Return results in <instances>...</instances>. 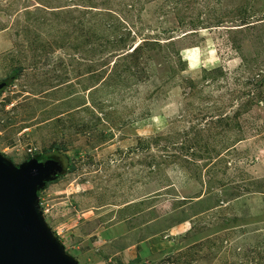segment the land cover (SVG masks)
<instances>
[{
  "label": "rangeland",
  "instance_id": "1",
  "mask_svg": "<svg viewBox=\"0 0 264 264\" xmlns=\"http://www.w3.org/2000/svg\"><path fill=\"white\" fill-rule=\"evenodd\" d=\"M15 67L0 152L73 165L38 199L77 264H264V0H0Z\"/></svg>",
  "mask_w": 264,
  "mask_h": 264
},
{
  "label": "water",
  "instance_id": "2",
  "mask_svg": "<svg viewBox=\"0 0 264 264\" xmlns=\"http://www.w3.org/2000/svg\"><path fill=\"white\" fill-rule=\"evenodd\" d=\"M60 169L54 157L13 163L0 152V264H77L39 206L37 191Z\"/></svg>",
  "mask_w": 264,
  "mask_h": 264
},
{
  "label": "crops",
  "instance_id": "3",
  "mask_svg": "<svg viewBox=\"0 0 264 264\" xmlns=\"http://www.w3.org/2000/svg\"><path fill=\"white\" fill-rule=\"evenodd\" d=\"M190 33H193V32H190ZM186 179V178H185ZM188 181V180H187ZM201 185V184H200ZM200 185H199V187H200ZM174 187V186H173ZM174 190H176L175 189V187H174ZM205 195L206 194H204V191L202 190V191H200V193H198V194H195V195H184V196H182V195H180V196H178V198H175V199H177V201H179L180 202V204L178 205V206H183V205H185V206H190V205H192V204H202L204 201H203V199L205 198ZM211 209H213V208H211V207H209V208H205V210L207 211V210H211ZM203 212H200V214H202ZM195 215H191V217H189V220L190 219H192L193 217H194ZM251 217H254V216H251ZM243 220V219H242ZM248 221H250V219H248ZM244 223H246V222H244ZM192 224V223H191ZM243 224V223H242ZM126 225L128 226V224L126 223ZM226 224H224V223H218V224H214V225H212L210 228H208V229H206V231H212L213 233L214 232H220L221 230H224L223 228H224V226H225ZM126 226V228L127 229H131V227H127ZM111 227H112V224L111 225H109V226H107V227H105V228H102L101 229V231H103V232H108V231H111L110 229H111ZM106 229H109V230H106ZM128 232V231H127ZM127 232H125L124 231V233H122V234H119V235H113L112 237H109L110 239H108V241L109 240H111V239H114V240H117L118 241V239H120L119 241H121V243H122V245H124L125 247H127V245L126 244H128V242L126 243V242H124L123 241V239L124 238H126L127 237V235H126V233ZM203 232H205V231H203ZM123 234H124V236H123ZM201 233L200 232H198L197 231V233L192 237V238H194V237H197V235H200ZM122 235V236H121ZM126 235V236H125ZM119 237H121V238H119ZM198 239V238H197ZM124 240H126V239H124ZM143 242H145V239L143 240ZM142 243V242H141ZM146 243V242H145ZM100 245H102V244H100ZM99 245V247H105L104 245L103 246H100ZM136 245V244H135ZM121 247H123V246H121ZM120 247V248H121ZM128 248V247H127ZM99 249H101V248H99ZM104 249V248H103ZM148 249V248H147ZM149 250V249H148ZM91 252H93V253H96L97 255H99V252H97V248L96 249H94V250H92Z\"/></svg>",
  "mask_w": 264,
  "mask_h": 264
},
{
  "label": "trees",
  "instance_id": "4",
  "mask_svg": "<svg viewBox=\"0 0 264 264\" xmlns=\"http://www.w3.org/2000/svg\"><path fill=\"white\" fill-rule=\"evenodd\" d=\"M19 72V68L18 67H15L13 69H11V71L9 72V74H7L5 77L1 78L0 79V93L3 91V89L12 82V80L16 77L17 73ZM38 156H45V157H58L56 155H44V154H34V155H30V156H27L26 159H28L29 157H38ZM73 169V165L72 164H68L67 166H63L62 170H61V173L60 175L64 174L65 172L67 171H71ZM49 183L48 181L45 182L43 184V187L40 188L37 193L43 189L45 187V185Z\"/></svg>",
  "mask_w": 264,
  "mask_h": 264
},
{
  "label": "flooded vegetation",
  "instance_id": "5",
  "mask_svg": "<svg viewBox=\"0 0 264 264\" xmlns=\"http://www.w3.org/2000/svg\"><path fill=\"white\" fill-rule=\"evenodd\" d=\"M50 157H52V156H50ZM54 158H56V157H54ZM56 159L59 161V163H60V165H61V169H60V173H61V170H62V168H63L62 161H61V159H60L59 157H57ZM60 173H59V175H60ZM59 175H58V176H59ZM58 176H57V177H58ZM57 177H56V178H57ZM56 178H55V179H56ZM55 179H54V180H55ZM46 182H47V181H46Z\"/></svg>",
  "mask_w": 264,
  "mask_h": 264
},
{
  "label": "built area",
  "instance_id": "6",
  "mask_svg": "<svg viewBox=\"0 0 264 264\" xmlns=\"http://www.w3.org/2000/svg\"><path fill=\"white\" fill-rule=\"evenodd\" d=\"M28 151H30V149H27Z\"/></svg>",
  "mask_w": 264,
  "mask_h": 264
}]
</instances>
